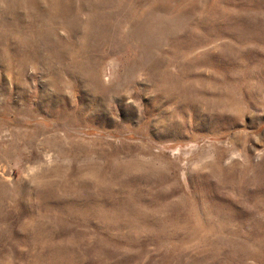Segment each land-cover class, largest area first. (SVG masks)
<instances>
[{
  "label": "rangeland",
  "instance_id": "1",
  "mask_svg": "<svg viewBox=\"0 0 264 264\" xmlns=\"http://www.w3.org/2000/svg\"><path fill=\"white\" fill-rule=\"evenodd\" d=\"M0 264H264V0H0Z\"/></svg>",
  "mask_w": 264,
  "mask_h": 264
},
{
  "label": "bare ground",
  "instance_id": "2",
  "mask_svg": "<svg viewBox=\"0 0 264 264\" xmlns=\"http://www.w3.org/2000/svg\"><path fill=\"white\" fill-rule=\"evenodd\" d=\"M54 13V12H53ZM48 35V34H47ZM52 35V34H50ZM38 38V37H37ZM50 38V37H49ZM62 48V47H61ZM69 52V51H68ZM78 54V53H77ZM60 56V55H59ZM70 56V55H69ZM37 59V58H36ZM68 61V60H67ZM53 73V72H52ZM92 73H93V70H92ZM54 76V75H53ZM151 76V75H150ZM101 83H99V80L97 79V76L96 74L94 75V78H93V83H92V87H91V93H92V96L93 97H97V96H100L102 94V92L104 91L105 87H103L102 85H100ZM110 88V86H109ZM108 88V90H109ZM115 88V87H114ZM119 88V87H118ZM111 89V88H110ZM107 90V91H108ZM113 90V89H112ZM110 91V90H109ZM115 91V90H114ZM118 90H116L117 92ZM106 92V90H105ZM104 95V94H103ZM106 97V96H105ZM102 98V97H101ZM49 107V106H48Z\"/></svg>",
  "mask_w": 264,
  "mask_h": 264
}]
</instances>
